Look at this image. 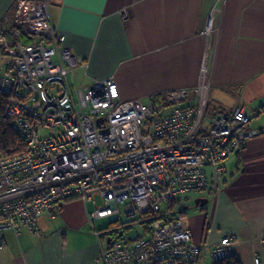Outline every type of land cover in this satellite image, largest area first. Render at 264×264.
<instances>
[{"label":"built area","instance_id":"1","mask_svg":"<svg viewBox=\"0 0 264 264\" xmlns=\"http://www.w3.org/2000/svg\"><path fill=\"white\" fill-rule=\"evenodd\" d=\"M211 31L209 17L203 33ZM23 33L32 40L24 43ZM63 41L50 20L48 0H16L0 25V49L7 56L0 93L7 96L5 115L25 145L15 154L0 153V234L24 226L40 235L43 211L80 198L94 204L89 223L119 215V204L126 219L150 220L149 232L134 239L121 222L105 237L95 233L94 264H218L231 257V238L194 241L173 203L211 185L219 191L225 160L264 134V126L250 124L264 105L253 115L238 105L231 113L214 114L205 127L203 98L179 105L187 98L185 89L144 102L121 100L113 78L77 87L69 77L82 60Z\"/></svg>","mask_w":264,"mask_h":264},{"label":"crops","instance_id":"2","mask_svg":"<svg viewBox=\"0 0 264 264\" xmlns=\"http://www.w3.org/2000/svg\"><path fill=\"white\" fill-rule=\"evenodd\" d=\"M15 2L0 0V23ZM48 13L62 46L82 60L74 86L113 78L121 100L143 101L185 89L179 105L203 98L211 116L238 105L253 115L264 105V0H48ZM250 124L263 127L264 113ZM199 197L208 199L202 207ZM175 204L194 241L228 236L240 264H264V134L225 160L218 192L211 185ZM87 205L71 198L54 216L43 213L40 235L2 231L0 264H94L98 219L87 221Z\"/></svg>","mask_w":264,"mask_h":264},{"label":"trees","instance_id":"3","mask_svg":"<svg viewBox=\"0 0 264 264\" xmlns=\"http://www.w3.org/2000/svg\"><path fill=\"white\" fill-rule=\"evenodd\" d=\"M2 22L0 23V25ZM22 41L24 43H28L32 40L27 34H22L21 37ZM7 39L9 43H12L14 41V36L12 33L8 32L7 33ZM0 56L1 57H7L5 53L0 49ZM6 59V58H5ZM6 99L7 96L5 94L0 93V153L3 156L10 155V154H15L21 151L25 150V145L22 141V139L19 137V135L15 132L11 125L10 118L5 115V105H6ZM174 205V203H173ZM183 210H178V212L175 214L180 217V213H182ZM150 215H147L148 219ZM140 224L144 226V229L146 233L149 232V225H150V220L148 219L147 221H140ZM122 224H119V222H112L109 224V226L103 231L105 233H101V237H105V235L108 233L109 230H113L116 227H120ZM117 233H114L116 236ZM113 234H111L112 236ZM218 264H240L239 260L235 256H231Z\"/></svg>","mask_w":264,"mask_h":264},{"label":"rangeland","instance_id":"4","mask_svg":"<svg viewBox=\"0 0 264 264\" xmlns=\"http://www.w3.org/2000/svg\"><path fill=\"white\" fill-rule=\"evenodd\" d=\"M202 32H205V27L203 28V31ZM210 33V32H209ZM6 57H1L0 56V64L4 61L5 62V59ZM3 62V64H4ZM2 64V65H3ZM0 65V67L2 66ZM146 102V101H144ZM173 107L176 106V103H174L172 105ZM172 106H169L170 108ZM169 108V109H170ZM168 110V109H166ZM210 118H211V113H208L205 115V118H204V126L205 127H208L210 125ZM42 133H45V131H42ZM24 143V142H23ZM206 171L208 172V169H206ZM199 192H188L186 194H183V195H180L178 196L177 198L179 200H182L186 197H189V198H194L196 195H198ZM176 198V199H177ZM71 199V198H69ZM67 199V200H69ZM175 199V200H176ZM174 200V202H175ZM66 201V200H65ZM64 201V202H65ZM95 202L97 203V205H101L102 203V200L99 198V197H95ZM186 205V204H184ZM87 207L90 209V210H93L94 208V204L92 202L88 203ZM178 207H181L179 205H176L174 206V209H178ZM61 209V206H59V208H56V209H49V210H45L43 212L45 213H49V212H54L55 210H60ZM119 210H120V214L119 215H111V216H108V217H105V218H102V219H98L95 221V223H93V226L96 228V230H99L98 232H95V233H98V234H101L102 232L105 233V231H103V229L107 228L109 226L110 223L112 222H121V223H124V229L126 231V234L131 238V239H134L136 238V236H143L145 234V229H144V226L142 224H140V221L139 220H131V219H126L123 214H122V204H119ZM43 214V213H42ZM41 214V215H42ZM40 217V216H39ZM38 217V218H39ZM24 227V226H23Z\"/></svg>","mask_w":264,"mask_h":264},{"label":"water","instance_id":"5","mask_svg":"<svg viewBox=\"0 0 264 264\" xmlns=\"http://www.w3.org/2000/svg\"><path fill=\"white\" fill-rule=\"evenodd\" d=\"M35 41H36V42L38 41V37H36ZM207 202H208V199H207V198H201V197L196 198V199L194 200V204H195V206H200V207L204 206ZM119 235H120V234H119Z\"/></svg>","mask_w":264,"mask_h":264},{"label":"bare ground","instance_id":"6","mask_svg":"<svg viewBox=\"0 0 264 264\" xmlns=\"http://www.w3.org/2000/svg\"><path fill=\"white\" fill-rule=\"evenodd\" d=\"M223 237H224V236H223ZM227 237H228V236H227ZM221 238H222V237H221ZM221 238H220V239H221ZM229 238H230V237H229ZM263 238H264V237H263ZM263 238H261V239H263ZM209 241H210V240H209ZM218 242H219V241H218ZM218 242H217V243H218ZM261 242H262V241H261ZM262 243H263V242H262ZM232 256H233V255H232Z\"/></svg>","mask_w":264,"mask_h":264}]
</instances>
